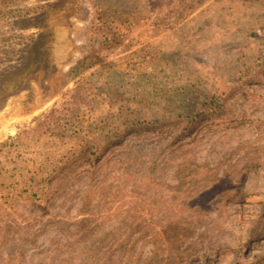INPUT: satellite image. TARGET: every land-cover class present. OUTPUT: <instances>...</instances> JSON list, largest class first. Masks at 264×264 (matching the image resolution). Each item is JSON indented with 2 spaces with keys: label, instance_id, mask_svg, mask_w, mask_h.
<instances>
[{
  "label": "rangeland",
  "instance_id": "rangeland-1",
  "mask_svg": "<svg viewBox=\"0 0 264 264\" xmlns=\"http://www.w3.org/2000/svg\"><path fill=\"white\" fill-rule=\"evenodd\" d=\"M0 264H264V0H0Z\"/></svg>",
  "mask_w": 264,
  "mask_h": 264
}]
</instances>
